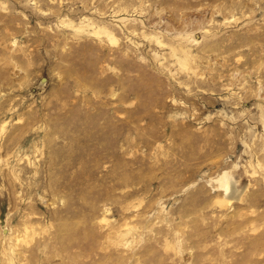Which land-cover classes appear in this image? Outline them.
I'll use <instances>...</instances> for the list:
<instances>
[{
  "label": "rangeland",
  "instance_id": "374dc122",
  "mask_svg": "<svg viewBox=\"0 0 264 264\" xmlns=\"http://www.w3.org/2000/svg\"><path fill=\"white\" fill-rule=\"evenodd\" d=\"M0 264H264V0H0Z\"/></svg>",
  "mask_w": 264,
  "mask_h": 264
}]
</instances>
